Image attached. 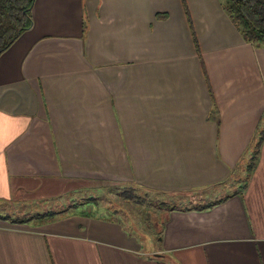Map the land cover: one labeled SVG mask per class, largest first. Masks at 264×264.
Masks as SVG:
<instances>
[{
	"label": "crops",
	"instance_id": "0c3cea01",
	"mask_svg": "<svg viewBox=\"0 0 264 264\" xmlns=\"http://www.w3.org/2000/svg\"><path fill=\"white\" fill-rule=\"evenodd\" d=\"M223 3L33 1L0 54V264H264V45ZM113 185L205 199L162 207L151 244L54 209Z\"/></svg>",
	"mask_w": 264,
	"mask_h": 264
},
{
	"label": "rangeland",
	"instance_id": "374dc122",
	"mask_svg": "<svg viewBox=\"0 0 264 264\" xmlns=\"http://www.w3.org/2000/svg\"><path fill=\"white\" fill-rule=\"evenodd\" d=\"M131 185H113L111 187H103L100 189H93V190H85L81 192H76L73 195L69 196L70 198L68 201H73L74 199L79 198V196H83L84 199L86 197H94L93 199L89 200H83L81 199L80 204L76 205H65V206H59L54 207L56 210H61L62 212L71 211L74 208H84V209H91L93 212H99L98 210H105L103 212H106L105 214L115 217H112V220H114L117 225L124 226L125 230L133 231V234H136L137 241L140 244H143L147 242L148 244L152 243V236L151 233L159 227L160 220L164 216L165 210L161 207V203L163 204H175V205H182L185 203L192 202L194 200V195L197 196L194 192H189L186 197L180 198L179 195L170 196L169 194H163L161 195L159 192L151 191V192H145V190L137 187L134 188V193L136 198H141L140 201L142 202H136L131 197H127L122 192L126 189H129ZM231 186L224 187V190H229ZM201 195L198 196H204L205 193L201 190L199 191ZM196 197V201H202L205 198H199ZM193 199V200H192ZM80 201V200H79ZM64 202V201H63ZM89 202V203H88ZM63 205V204H62ZM18 208L21 211L23 215L26 214L25 210H28V206L19 205ZM61 208V209H60ZM17 207H10L8 208V211L10 210L11 214H13V211L16 210ZM63 214V213H62ZM65 214V213H64ZM160 219V220H158Z\"/></svg>",
	"mask_w": 264,
	"mask_h": 264
},
{
	"label": "trees",
	"instance_id": "16d2710c",
	"mask_svg": "<svg viewBox=\"0 0 264 264\" xmlns=\"http://www.w3.org/2000/svg\"><path fill=\"white\" fill-rule=\"evenodd\" d=\"M33 1L34 0H0V54L5 51L28 26H30ZM223 7L246 41H250L259 46L264 45V0H224ZM193 36L196 48L199 51L194 32ZM259 143L260 141L258 145ZM251 166L252 164H249L248 167L250 168ZM137 187L145 190L147 193L153 191L138 185H131L129 189L124 190L122 193L127 197H131L132 194L130 193H134V188ZM226 197L227 196L216 198L208 202V204H199L194 207L205 208L223 201ZM131 198L136 202H142V200L140 201L141 198H136L135 195ZM81 199L85 201L93 199V197H86L85 199L83 197ZM160 205L163 208L169 209L177 206L175 204L167 205L163 203ZM61 215H64V213L57 214L52 209L43 213H37L34 216H21L13 220L23 222L35 219L36 222H40L52 220Z\"/></svg>",
	"mask_w": 264,
	"mask_h": 264
}]
</instances>
